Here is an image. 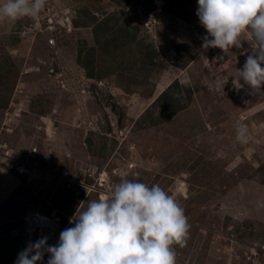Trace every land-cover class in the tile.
<instances>
[{
  "label": "rangeland",
  "instance_id": "1",
  "mask_svg": "<svg viewBox=\"0 0 264 264\" xmlns=\"http://www.w3.org/2000/svg\"><path fill=\"white\" fill-rule=\"evenodd\" d=\"M196 8L197 0L176 13L148 10L147 0H46L37 17L0 21L8 84L0 264H14L38 238L24 228L25 215L58 217L57 237L47 241L55 244L80 203L124 177L158 183L184 207L190 228L186 243L174 245L176 264H264V92L233 81L247 40L225 52L200 47L206 29ZM178 43L191 56L185 64ZM173 80L183 108L140 127L136 120ZM239 123L249 129L245 143L236 139Z\"/></svg>",
  "mask_w": 264,
  "mask_h": 264
},
{
  "label": "clouds",
  "instance_id": "2",
  "mask_svg": "<svg viewBox=\"0 0 264 264\" xmlns=\"http://www.w3.org/2000/svg\"><path fill=\"white\" fill-rule=\"evenodd\" d=\"M45 6L46 0H0V21L11 26L37 17ZM196 15L206 29L202 49L225 52L248 41L243 66L229 76L237 87L248 85L252 95L264 92V0H197ZM236 139L248 141L246 124L237 125ZM69 222L55 244L47 243V235L28 240L14 264H45V254L46 264H176L174 245L186 243L190 228L174 195L158 183L127 177L86 205L80 203Z\"/></svg>",
  "mask_w": 264,
  "mask_h": 264
},
{
  "label": "trees",
  "instance_id": "3",
  "mask_svg": "<svg viewBox=\"0 0 264 264\" xmlns=\"http://www.w3.org/2000/svg\"><path fill=\"white\" fill-rule=\"evenodd\" d=\"M189 0H147V9H153L155 7H162L165 8L168 11L171 12H178V8H180L183 5V2L187 3ZM180 10V9H179ZM92 22H94L93 17L91 18ZM96 22V21H95ZM128 25V20L125 21ZM98 26L106 27L107 19L102 21H97ZM122 28L121 26L118 27V29ZM121 30V29H120ZM109 40V39H108ZM176 50V58L177 62L180 64H185L189 61L191 58L190 55H185L183 53L184 44L178 43L174 46ZM155 51H149L148 54H146L147 57L151 58L153 57V53ZM180 57H185L184 59H180ZM87 74L89 76H93L91 71H88ZM5 78L3 74L0 72V102L4 101L3 98H5V94L8 92V84L3 79ZM176 89V90H175ZM180 91L181 86L179 85L177 80H173L171 83L167 85L166 88H164L159 95L155 98V100L141 113L139 118L136 120V122L139 124L140 127L145 125H156L160 121H163L166 118H171L175 113H177L179 110L183 108V104L181 102L180 98ZM188 94L191 96V90L188 89ZM1 105V103H0ZM157 109L158 112L156 114H153L154 110ZM47 210L49 207H46ZM7 248L9 246L7 245Z\"/></svg>",
  "mask_w": 264,
  "mask_h": 264
},
{
  "label": "built area",
  "instance_id": "4",
  "mask_svg": "<svg viewBox=\"0 0 264 264\" xmlns=\"http://www.w3.org/2000/svg\"><path fill=\"white\" fill-rule=\"evenodd\" d=\"M67 173L68 171H64V174ZM41 217L46 219H41ZM23 226L27 232H30V234L34 233V236H36V234L38 237L41 235H47L50 239L57 237L61 223L58 217L49 212L36 211L25 215Z\"/></svg>",
  "mask_w": 264,
  "mask_h": 264
}]
</instances>
